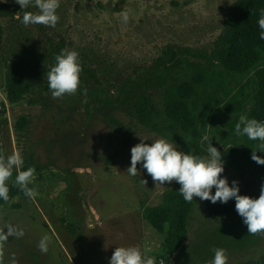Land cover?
Segmentation results:
<instances>
[{
	"label": "rangeland",
	"instance_id": "1",
	"mask_svg": "<svg viewBox=\"0 0 264 264\" xmlns=\"http://www.w3.org/2000/svg\"><path fill=\"white\" fill-rule=\"evenodd\" d=\"M235 2L59 0V21L51 27L22 23L18 11L37 12L34 0L27 9L15 0H0V86L17 60L31 87L16 105H10L0 89V155L19 151L25 167L35 168L29 186L38 193L0 208V235L9 228L23 231L0 241V264H109L118 246H136L156 257L157 264H210L215 248L226 250L227 264H257L264 255V233L249 234L238 212L214 219L206 210L207 202L229 206L234 198L213 204L194 197L186 239L168 257L164 237L143 221L141 208L160 204L175 181L156 185L142 163L137 164L138 175L127 173L131 148L142 139L151 144L160 137L137 123L127 109L87 108L75 94L54 99L48 80L38 73L45 61L44 40L51 39L77 51L82 68L114 92L166 46L211 50ZM122 12L129 15L127 23ZM79 88L97 89L83 71ZM21 118L25 126L19 131L15 127ZM221 178H227L230 187L237 181L239 194L251 198L259 197L264 184V176L252 181L225 166ZM215 191L213 187V195ZM45 234L50 238L46 253L38 247Z\"/></svg>",
	"mask_w": 264,
	"mask_h": 264
},
{
	"label": "trees",
	"instance_id": "2",
	"mask_svg": "<svg viewBox=\"0 0 264 264\" xmlns=\"http://www.w3.org/2000/svg\"><path fill=\"white\" fill-rule=\"evenodd\" d=\"M24 11H18L21 17ZM262 12L264 0H236L211 50L166 46L148 67L126 79L114 92L105 90L92 71L82 68L97 89L79 88L75 95L87 108L127 109L137 123L179 151L206 156L211 142L221 152L225 167L257 181L264 176V165L251 156L255 151L264 158V151L258 150L262 142L236 135L235 126L242 116L264 122V40L258 25ZM44 44L45 61L38 73L47 79L55 57L64 48L51 39H45ZM2 85L10 105L23 102L31 91L17 60ZM0 107L4 110L2 103ZM24 126L25 119L21 118L15 129L20 131ZM22 169L27 168L23 165ZM15 177L13 173L7 182L9 199H0V208L15 198L29 199L15 185ZM179 188L174 182L163 193L160 204L141 208L143 221L164 237L162 248L168 257L184 243L194 209V201L186 202ZM235 203L224 206L207 202L206 210L214 219H226L237 213ZM257 264H264V255Z\"/></svg>",
	"mask_w": 264,
	"mask_h": 264
},
{
	"label": "clouds",
	"instance_id": "3",
	"mask_svg": "<svg viewBox=\"0 0 264 264\" xmlns=\"http://www.w3.org/2000/svg\"><path fill=\"white\" fill-rule=\"evenodd\" d=\"M15 2L21 6V9H27L33 4V0H15ZM59 6V0H34V7L38 11H24L22 23L25 26L35 24L55 27L59 21L57 15ZM121 17L125 23L128 22L127 12H122ZM258 25L261 30L260 39L264 40V12L260 15ZM81 71L78 52L61 50L55 57V64L47 72L48 88L52 97L59 99L65 95L76 94L80 86ZM235 134L247 136L249 140L261 141L258 150L264 151V122L242 116L235 126ZM143 141L142 139L141 143L131 148V166L127 169L128 174L138 175L137 164L142 163L156 185L162 186L165 182L173 181L179 183L178 192L189 203L194 200V197L209 200L213 204L217 201L227 203L234 198L236 211L243 218L248 233L253 235L264 233V184L261 185L258 198L240 195L237 181L233 180L230 187L227 178H221V173L224 171L222 154L212 146L211 142L207 147L208 155L198 156L178 151L176 146L163 138L155 139L151 144ZM251 159L257 164L264 165V158L256 155L255 151ZM23 165L24 160L19 151H14L6 157L0 155V199L4 201L9 199L7 181L12 177L13 169L17 173L15 185L19 186L29 198H35L38 195L34 188L29 187L34 181L35 168L29 167L27 170H22ZM143 182L146 184V181ZM213 187L216 189L214 195ZM11 235L22 236L23 231L14 232L12 228H9L6 234L0 235V241H6ZM49 240L47 234L41 238L38 247L42 252H47ZM213 251L214 258L210 264H227L228 257L225 249L215 248ZM109 264H157V259L154 256L144 255L136 246H118ZM159 264H164L163 260Z\"/></svg>",
	"mask_w": 264,
	"mask_h": 264
}]
</instances>
